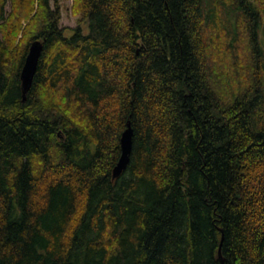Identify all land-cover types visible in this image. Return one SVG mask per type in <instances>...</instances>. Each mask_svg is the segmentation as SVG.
<instances>
[{
    "label": "trees",
    "instance_id": "trees-1",
    "mask_svg": "<svg viewBox=\"0 0 264 264\" xmlns=\"http://www.w3.org/2000/svg\"><path fill=\"white\" fill-rule=\"evenodd\" d=\"M65 1L0 0V264H264V0Z\"/></svg>",
    "mask_w": 264,
    "mask_h": 264
},
{
    "label": "water",
    "instance_id": "water-1",
    "mask_svg": "<svg viewBox=\"0 0 264 264\" xmlns=\"http://www.w3.org/2000/svg\"><path fill=\"white\" fill-rule=\"evenodd\" d=\"M42 52H43V44L41 42H35L31 46L28 56L26 58L21 73L22 91L24 95V100H26V94L29 92V90L32 87L33 80L42 56ZM132 135H133V131L129 127L122 136V140H121L122 155L120 157L118 164L114 169L113 172L114 178L119 177L123 173V171L126 169L130 161V155L132 153ZM217 264H226V261H224V259L221 258V254Z\"/></svg>",
    "mask_w": 264,
    "mask_h": 264
},
{
    "label": "rangeland",
    "instance_id": "rangeland-1",
    "mask_svg": "<svg viewBox=\"0 0 264 264\" xmlns=\"http://www.w3.org/2000/svg\"><path fill=\"white\" fill-rule=\"evenodd\" d=\"M73 5V0H67L62 4V19L60 26L62 29H65L69 35L79 24L78 18L73 15Z\"/></svg>",
    "mask_w": 264,
    "mask_h": 264
}]
</instances>
